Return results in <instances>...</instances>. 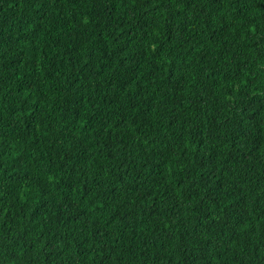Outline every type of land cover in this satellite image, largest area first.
<instances>
[{"label": "trees", "instance_id": "1", "mask_svg": "<svg viewBox=\"0 0 264 264\" xmlns=\"http://www.w3.org/2000/svg\"><path fill=\"white\" fill-rule=\"evenodd\" d=\"M0 264H264V0H0Z\"/></svg>", "mask_w": 264, "mask_h": 264}]
</instances>
